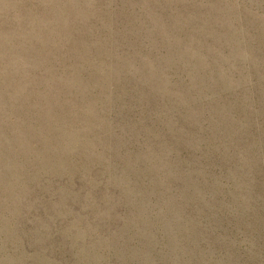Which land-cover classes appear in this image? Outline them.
<instances>
[{
	"label": "rangeland",
	"instance_id": "obj_1",
	"mask_svg": "<svg viewBox=\"0 0 264 264\" xmlns=\"http://www.w3.org/2000/svg\"><path fill=\"white\" fill-rule=\"evenodd\" d=\"M0 264H264V0H0Z\"/></svg>",
	"mask_w": 264,
	"mask_h": 264
}]
</instances>
